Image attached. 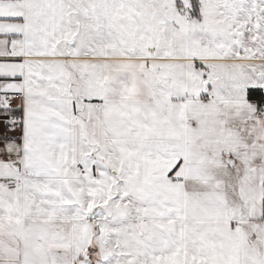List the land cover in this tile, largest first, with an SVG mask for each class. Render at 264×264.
I'll return each instance as SVG.
<instances>
[{"label":"snow or ice","instance_id":"6c2138e0","mask_svg":"<svg viewBox=\"0 0 264 264\" xmlns=\"http://www.w3.org/2000/svg\"><path fill=\"white\" fill-rule=\"evenodd\" d=\"M0 264H264V0H0Z\"/></svg>","mask_w":264,"mask_h":264}]
</instances>
